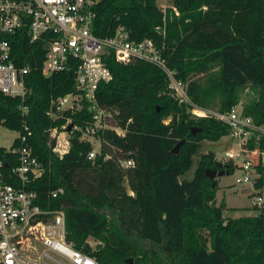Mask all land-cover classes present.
I'll return each mask as SVG.
<instances>
[{"label":"trees","instance_id":"16d2710c","mask_svg":"<svg viewBox=\"0 0 264 264\" xmlns=\"http://www.w3.org/2000/svg\"><path fill=\"white\" fill-rule=\"evenodd\" d=\"M169 2L162 9L155 0H96L93 32L111 34L122 26L129 39H152L174 76L185 82L188 98L199 106L228 111L248 90L241 111L261 126L264 0ZM10 40L15 62L32 65L25 75L27 109L21 117L18 98L0 92V121L27 136L42 164L41 174L28 187L36 191L42 208L62 210L68 240L102 264H127L129 256L131 264H264V205H253L254 214L223 217V197L215 201L217 180L204 174L205 168L215 167V155L211 149L200 152L201 141L228 134L224 122L189 114L156 65L133 58L120 62L109 52L103 59L111 77L97 84L95 98L116 110V123L124 132L95 130L99 147L89 158L91 141L81 138L80 129H66L71 123L83 128L91 119L85 102L79 110L55 107L58 96L74 90L72 70L44 75L42 41L30 42L25 31ZM52 128L68 133L61 153L53 148ZM259 134L256 143L248 140V148L264 146V132ZM0 157L3 170L16 163L2 146ZM125 158L132 164L123 166ZM225 163L229 174L235 164L230 159ZM252 165L257 173L253 187L260 189L264 164L255 153ZM57 186L63 191L51 196ZM89 236L100 243L87 246Z\"/></svg>","mask_w":264,"mask_h":264},{"label":"built area","instance_id":"2783aa9c","mask_svg":"<svg viewBox=\"0 0 264 264\" xmlns=\"http://www.w3.org/2000/svg\"><path fill=\"white\" fill-rule=\"evenodd\" d=\"M95 2L96 0H0V92L18 98L20 116L27 109L25 100L28 88L25 75L32 65L29 62L17 64L11 56L10 38L17 31H25L30 42L42 41V74L72 70L74 90L58 96L55 107L58 110H79L84 101L91 119L83 128L75 123L70 125L72 129H80L81 135L93 138L94 131L99 128H112L118 134L124 132V127L116 123V110L112 112L101 106L95 98L97 84L111 77L103 55L110 52L120 62H127L132 58L141 59L162 70L167 77L170 92L185 104L189 114L212 116L229 127L227 135L238 146L224 154L241 170L236 181L251 182L253 186L257 173L252 165V155L257 154L264 164V146L258 149L248 148L247 143L250 139L254 143L260 139L259 132H264L262 127L256 125L251 116L242 113L241 108H236V105L228 111H219L199 106L190 100L185 92V82L174 76V70L167 65L152 39H129L122 26H117L111 34H95ZM48 115L54 114L48 111ZM22 127L26 128V125L23 123ZM16 131L10 145L4 147L15 155L16 163L3 170L0 157V264H102L86 248L76 247L65 237L61 209L42 208L36 202V191L29 188L28 183L41 174L42 164L33 153L25 133ZM15 139L17 142H14ZM85 139L90 140L88 137ZM96 151L92 147L87 156L93 157ZM121 164L128 166L132 164V160L125 158L121 160ZM259 190L253 187L251 205L261 206L263 199ZM62 191V186H57L50 190V195L55 196ZM98 243L99 240L90 236L84 240V244L90 247Z\"/></svg>","mask_w":264,"mask_h":264},{"label":"rangeland","instance_id":"374dc122","mask_svg":"<svg viewBox=\"0 0 264 264\" xmlns=\"http://www.w3.org/2000/svg\"><path fill=\"white\" fill-rule=\"evenodd\" d=\"M156 5L160 8H164L170 4L169 0H155ZM247 91H242L240 94V100L236 104V108H241V104L243 103L244 99L247 96ZM54 117V115H52ZM169 117H166L165 120H168ZM262 129L264 130V123L262 124ZM17 131L16 129L9 128L5 126L0 121V146L2 147H8L12 141V139L16 136ZM67 131L66 130H56L55 128H52L50 130V137L52 140H54V149L57 152L64 151L66 145H67ZM81 137L84 136L85 138H90V141L94 147V149H98L99 147V140L96 138H93L92 136H86V135H80ZM237 143L235 140L231 139L229 135H223L217 140H207L204 139L201 141V146L199 148L200 152H205L207 149L215 150L216 156L215 160H220L222 162H226L227 158L224 154L227 150H235L237 149ZM215 155V154H214ZM193 159H195V155H193ZM235 161L238 162V159ZM233 162V161H232ZM234 164V163H233ZM237 165V164H236ZM234 165V169L229 174H221L219 176H216V180L218 182V188L216 190V197L215 201L217 202L219 198L221 197V194L224 195L223 191L226 193L225 198L227 202V207H224L222 209V216L226 217H235L238 215H244V214H254L256 213L257 209L253 208L250 202V195L253 192V186L251 182H244V181H236V178L241 175V170ZM195 166V161L192 162L190 168L186 170L185 176L189 177L191 176L192 170ZM259 194L262 195V203L261 205H264V186L260 188L258 191ZM144 244L150 249L155 250L156 247L152 246L150 243L144 242Z\"/></svg>","mask_w":264,"mask_h":264},{"label":"water","instance_id":"95a60500","mask_svg":"<svg viewBox=\"0 0 264 264\" xmlns=\"http://www.w3.org/2000/svg\"><path fill=\"white\" fill-rule=\"evenodd\" d=\"M69 127H70V124L67 125L66 129L68 130ZM181 142H182V139H180L178 142H176L174 144V146L172 147L171 151L175 153L177 151L178 146H179V144ZM214 165H215L214 168H205L204 169V174L207 177L213 178V177L219 176L221 174H226L227 173V168H226L227 164L225 162H222L220 160H215L214 161ZM124 261L127 264H131L132 263V257L129 256V257L125 258Z\"/></svg>","mask_w":264,"mask_h":264},{"label":"crops","instance_id":"0c3cea01","mask_svg":"<svg viewBox=\"0 0 264 264\" xmlns=\"http://www.w3.org/2000/svg\"><path fill=\"white\" fill-rule=\"evenodd\" d=\"M261 127H262V125H261ZM214 151V154H215V156H216V152H215V150H213ZM217 157V156H216ZM216 178V177H215ZM218 183V182H217ZM219 185V184H218ZM223 193H224V195L223 194H221V197L219 198V200L223 197V200H224V203H225V207H227V202H226V198H225V192L223 191ZM215 197H216V192H215ZM218 200V201H219ZM218 201L216 202V203H218ZM224 217H226V216H224ZM230 217H232V216H230Z\"/></svg>","mask_w":264,"mask_h":264}]
</instances>
